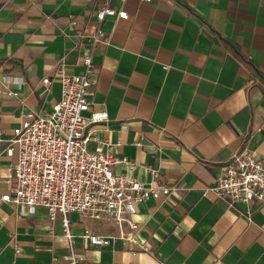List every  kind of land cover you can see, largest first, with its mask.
I'll list each match as a JSON object with an SVG mask.
<instances>
[{"label": "crops", "instance_id": "obj_1", "mask_svg": "<svg viewBox=\"0 0 264 264\" xmlns=\"http://www.w3.org/2000/svg\"><path fill=\"white\" fill-rule=\"evenodd\" d=\"M105 0H0V132L12 136L28 111L60 99V66L82 57ZM127 19L107 17L93 55L94 84L83 113L113 154L138 165L113 168L144 183L176 187L137 207V244L74 242L80 264H264V203L229 205L213 187L244 148L264 154V0H112ZM73 22L75 24L73 25ZM166 66L167 69H163ZM4 76L20 78L4 92ZM44 77L50 91L41 95ZM16 157L0 154V196L14 188ZM151 170L156 171L153 177ZM74 235L109 236L113 221L69 215ZM52 227V228H51ZM178 230V234L174 233ZM16 250H19L16 253ZM59 222L42 208L20 216L0 203V264H68Z\"/></svg>", "mask_w": 264, "mask_h": 264}, {"label": "built area", "instance_id": "obj_2", "mask_svg": "<svg viewBox=\"0 0 264 264\" xmlns=\"http://www.w3.org/2000/svg\"><path fill=\"white\" fill-rule=\"evenodd\" d=\"M111 1L105 0L104 6L96 12L97 27L88 38L89 49L82 57L83 73L66 74L63 66L57 70L62 91L52 110L47 114L25 112L9 138L0 132V154L16 157L13 191L1 195L0 203L7 204L20 216L32 215L42 208L51 226L58 221L68 242V264L81 261L74 248L76 238L94 248L110 247L120 240L124 245H136L133 254L151 252L148 243L137 244L135 239L139 229L134 218L137 207L149 199L168 197L177 189L116 174L113 168L117 165L131 171L138 165L114 155L113 149L119 144H106L88 128L103 120L104 114H92L89 119L83 116L90 107L89 95L94 84L93 55L105 41L102 24L107 17H128L124 10H116ZM11 83L20 84V78H3L4 92L17 96L8 90ZM41 83L43 96L50 91V78L44 77ZM151 174L157 175L154 170ZM214 184L209 190L229 205L264 203V154L247 148L233 154ZM72 213L91 220L113 221L118 233L103 236L84 230L74 235L69 219ZM174 233L178 234V230Z\"/></svg>", "mask_w": 264, "mask_h": 264}, {"label": "rangeland", "instance_id": "obj_3", "mask_svg": "<svg viewBox=\"0 0 264 264\" xmlns=\"http://www.w3.org/2000/svg\"><path fill=\"white\" fill-rule=\"evenodd\" d=\"M82 217V216H81ZM84 218V217H83Z\"/></svg>", "mask_w": 264, "mask_h": 264}]
</instances>
